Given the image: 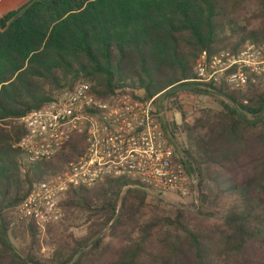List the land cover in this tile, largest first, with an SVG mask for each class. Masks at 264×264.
I'll use <instances>...</instances> for the list:
<instances>
[{
	"label": "trees",
	"instance_id": "16d2710c",
	"mask_svg": "<svg viewBox=\"0 0 264 264\" xmlns=\"http://www.w3.org/2000/svg\"><path fill=\"white\" fill-rule=\"evenodd\" d=\"M246 43L264 45V0H21L1 15L0 264H264V76L237 91L202 86L193 74L201 53H237ZM79 83L100 100L144 91L171 134L163 100L210 95L217 108L188 124L176 106L179 160L197 178L191 209L127 177L69 189L60 222L44 227L54 249L43 259L40 227L14 215L68 157L23 168L19 120ZM81 218L80 239L64 233ZM11 238L27 243L17 252Z\"/></svg>",
	"mask_w": 264,
	"mask_h": 264
},
{
	"label": "built area",
	"instance_id": "2783aa9c",
	"mask_svg": "<svg viewBox=\"0 0 264 264\" xmlns=\"http://www.w3.org/2000/svg\"><path fill=\"white\" fill-rule=\"evenodd\" d=\"M202 86L224 84L245 91L264 76V45L246 44L237 53L203 52L193 67ZM142 90L119 89L105 100L89 84L32 110L19 122L24 134L15 144L23 168L35 162L68 159L56 176L34 183L17 213L41 229L58 221L59 202L69 189L92 188L108 179L127 177L150 192L185 199L197 178L187 174L159 114Z\"/></svg>",
	"mask_w": 264,
	"mask_h": 264
},
{
	"label": "rangeland",
	"instance_id": "374dc122",
	"mask_svg": "<svg viewBox=\"0 0 264 264\" xmlns=\"http://www.w3.org/2000/svg\"><path fill=\"white\" fill-rule=\"evenodd\" d=\"M21 0H1L0 1V16L6 13L9 10L15 9L18 4L20 3ZM249 44V43H246ZM252 45V44H251ZM144 92V91H143ZM56 98L60 96L59 95H54ZM62 96V95H61ZM216 101L214 100L213 97L210 95H193V94H180L177 98H172L167 101H162V110L161 114L164 116V120L168 123H175L177 126V129L173 131L171 134V128L168 127V131L166 133L169 135V137L172 139V142L176 148L177 153L179 152L178 156H181L180 151L182 150L183 143L185 140L184 133L182 129L179 127L181 124V117L180 113L178 111V107L180 108L181 112L185 114V122L188 124H192L194 122V119L198 116L200 110L202 109H216L217 104L215 103ZM177 106V108H176ZM197 188V186H196ZM151 194L148 197L147 204L152 200ZM196 198L197 193L196 189L192 192V194L185 198H178L177 196H164L161 195V199H163L169 206H175V207H183V208H190L192 205L196 204ZM14 217L16 218V223L21 222L24 220L19 216L17 211L15 212ZM62 218V211H61V216L58 219V221L55 222H60V219ZM63 224H71L70 222H63ZM71 226V225H70ZM87 229V224L84 223L83 218L79 219L76 221L72 227H69L66 229L64 232L65 234H73L75 238H81L85 233ZM40 230V235L39 239L42 242V248L40 250V254L42 255L43 259H51L53 255V249L54 247L48 245V239L45 236V231L46 229H39ZM64 230V229H63ZM107 230V229H106ZM106 233V231H103ZM104 241H107V238L104 239ZM11 245L13 248L17 251L20 252L22 247L26 245L27 241L23 240L22 238L18 239H10ZM264 262V258L262 260Z\"/></svg>",
	"mask_w": 264,
	"mask_h": 264
}]
</instances>
